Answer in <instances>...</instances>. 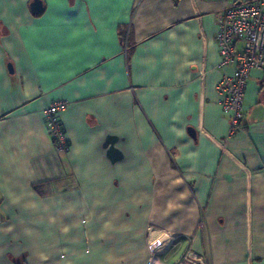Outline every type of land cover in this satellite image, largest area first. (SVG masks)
<instances>
[{"label":"crops","instance_id":"obj_1","mask_svg":"<svg viewBox=\"0 0 264 264\" xmlns=\"http://www.w3.org/2000/svg\"><path fill=\"white\" fill-rule=\"evenodd\" d=\"M37 1L0 0V264H264V70L231 134L216 42L252 0Z\"/></svg>","mask_w":264,"mask_h":264},{"label":"built area","instance_id":"obj_2","mask_svg":"<svg viewBox=\"0 0 264 264\" xmlns=\"http://www.w3.org/2000/svg\"><path fill=\"white\" fill-rule=\"evenodd\" d=\"M216 42L220 64L235 66L234 74L220 85V103L230 113V133L240 129L243 120L244 93L250 71L264 70V0H252L240 4L230 3L217 22ZM241 47H238V44ZM69 103L66 100L51 102L44 109L45 123L54 145L62 152L69 150V143L59 118V112ZM172 242V241H171ZM171 242L166 246L171 245ZM154 248L147 264H168L162 259L164 246ZM173 264H206L204 254L187 249Z\"/></svg>","mask_w":264,"mask_h":264},{"label":"water","instance_id":"obj_3","mask_svg":"<svg viewBox=\"0 0 264 264\" xmlns=\"http://www.w3.org/2000/svg\"><path fill=\"white\" fill-rule=\"evenodd\" d=\"M32 8H33V11H35V10L41 11L42 10L41 3L36 0V2L33 4ZM107 147H110L109 142H107Z\"/></svg>","mask_w":264,"mask_h":264},{"label":"rangeland","instance_id":"obj_4","mask_svg":"<svg viewBox=\"0 0 264 264\" xmlns=\"http://www.w3.org/2000/svg\"><path fill=\"white\" fill-rule=\"evenodd\" d=\"M166 244H167V243H164V246H161L160 249L166 248ZM182 254H183V253H182ZM182 254H181V255H182ZM180 257H181V256H180ZM180 257H179V258H180ZM179 258H178V259H179ZM175 259H176V258H175ZM178 259H177V260H178ZM177 260H175V261H177ZM173 263H174V262H169L168 264H173ZM206 264H207V260H206Z\"/></svg>","mask_w":264,"mask_h":264},{"label":"trees","instance_id":"obj_5","mask_svg":"<svg viewBox=\"0 0 264 264\" xmlns=\"http://www.w3.org/2000/svg\"><path fill=\"white\" fill-rule=\"evenodd\" d=\"M38 187L36 186V189H37Z\"/></svg>","mask_w":264,"mask_h":264}]
</instances>
